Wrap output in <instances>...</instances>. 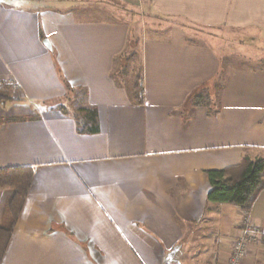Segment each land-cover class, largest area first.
Returning a JSON list of instances; mask_svg holds the SVG:
<instances>
[{
  "label": "crops",
  "instance_id": "obj_1",
  "mask_svg": "<svg viewBox=\"0 0 264 264\" xmlns=\"http://www.w3.org/2000/svg\"><path fill=\"white\" fill-rule=\"evenodd\" d=\"M134 38L141 105L114 77ZM236 44L264 54V0H0V79L18 84L0 169L33 171L1 264H226L245 212L207 203V171L264 158V55ZM69 88L98 133L79 132ZM248 213L264 225V189Z\"/></svg>",
  "mask_w": 264,
  "mask_h": 264
},
{
  "label": "trees",
  "instance_id": "obj_2",
  "mask_svg": "<svg viewBox=\"0 0 264 264\" xmlns=\"http://www.w3.org/2000/svg\"><path fill=\"white\" fill-rule=\"evenodd\" d=\"M136 38L132 39L129 49L119 56L120 64L114 74L117 80L126 88L132 101L138 105L144 103L143 57L142 52L136 50ZM139 67L133 71L132 81L128 82L124 76L117 77L119 71L128 73L129 63L135 61ZM124 60V61H123ZM123 61V62H122ZM137 66V65H136ZM71 92V88H69ZM83 96H87L86 89H81ZM80 98L76 110L78 130L84 134H95L100 131L98 111L94 107L83 106ZM1 100H4L1 98ZM195 105L207 104L209 96H192ZM66 112V106H60ZM211 190L207 196V203H231L239 206L243 212L251 210L255 200L264 189V158L252 159L244 156L241 163L223 169L208 170ZM33 179V171L28 167L0 169V191L10 190L8 199L0 215V264L11 234L24 206Z\"/></svg>",
  "mask_w": 264,
  "mask_h": 264
},
{
  "label": "built area",
  "instance_id": "obj_3",
  "mask_svg": "<svg viewBox=\"0 0 264 264\" xmlns=\"http://www.w3.org/2000/svg\"><path fill=\"white\" fill-rule=\"evenodd\" d=\"M7 89L17 90L18 84L13 80L0 79V95ZM239 225L226 264H242L253 253L264 249V225L252 219L248 212L243 214Z\"/></svg>",
  "mask_w": 264,
  "mask_h": 264
},
{
  "label": "rangeland",
  "instance_id": "obj_4",
  "mask_svg": "<svg viewBox=\"0 0 264 264\" xmlns=\"http://www.w3.org/2000/svg\"><path fill=\"white\" fill-rule=\"evenodd\" d=\"M123 8V7H122ZM120 11H121V9L119 8V6H118V8H117V11L115 12V13H113V15H118V14H120ZM124 13V16H125V14L127 13V14H132L131 12H129V11H127L126 12V10H122V14ZM107 16H109L110 15V13H107L106 14ZM137 46L135 47L136 48V50L137 51H139L140 53H141V43H140V41H138L137 40V43H135ZM232 45H233V43L232 44H228V43H226V45H222V48L224 49V50H227V49H229V47H231L232 48ZM248 46H250L249 44H247ZM239 52H241L242 50L243 51H247V53L251 56V57H257L259 54H262L261 53V50H252V49H249L248 47H242V46H239L238 44H236L235 46H234ZM252 47V46H251ZM248 48V49H247ZM131 50H133V49H129V51H131ZM242 53V52H241ZM262 55H264V54H262ZM138 59H135V61H131L130 63H129V67H128V73H125V74H123V72H121V71H119L118 73H117V77L118 78H122V76H124V78H126L127 80H128V82H131L132 81V77H133V71H134V69H135V67H139V62H138V64H137V61ZM124 61V60H123ZM122 61V62H123ZM137 65V66H136ZM118 80H120V79H118ZM7 93V91L5 90V93L4 94H6ZM68 96H69V100H65L64 101V104L70 109V108H75L76 110H77V108H78V106H79V104H77L78 103V101L80 100V98H82L83 97V94H82V92H81V90H79L78 91V89H75L73 92H71V91H69V93H68ZM1 98V97H0ZM3 99H6V98H4V97H2ZM11 193V191L9 190H5V191H0V196H6V195H8V194H10ZM3 203H2V200H1V198H0V215L2 214V210H3Z\"/></svg>",
  "mask_w": 264,
  "mask_h": 264
},
{
  "label": "water",
  "instance_id": "obj_5",
  "mask_svg": "<svg viewBox=\"0 0 264 264\" xmlns=\"http://www.w3.org/2000/svg\"><path fill=\"white\" fill-rule=\"evenodd\" d=\"M45 44L50 48V43L48 40H45ZM169 259L171 264H175L178 262V259L176 258V252L169 255Z\"/></svg>",
  "mask_w": 264,
  "mask_h": 264
}]
</instances>
